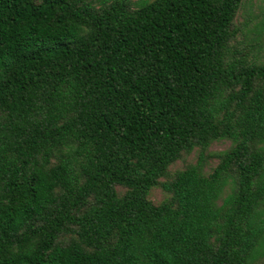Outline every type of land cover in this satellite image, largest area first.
<instances>
[{
    "label": "trees",
    "instance_id": "obj_1",
    "mask_svg": "<svg viewBox=\"0 0 264 264\" xmlns=\"http://www.w3.org/2000/svg\"><path fill=\"white\" fill-rule=\"evenodd\" d=\"M243 1L0 0V264L264 260V27Z\"/></svg>",
    "mask_w": 264,
    "mask_h": 264
},
{
    "label": "rangeland",
    "instance_id": "obj_2",
    "mask_svg": "<svg viewBox=\"0 0 264 264\" xmlns=\"http://www.w3.org/2000/svg\"><path fill=\"white\" fill-rule=\"evenodd\" d=\"M237 21L238 23H241V25L245 23L247 24L249 35L252 36L251 38H253V31H256L257 28L262 29L264 27V0H244L243 5L238 13ZM229 147V142H219L213 144L209 148L208 153L210 154L211 158L209 159V163L206 168L208 172L218 164V159L216 158L217 154ZM197 157L198 152L196 151L191 156L178 161L172 167V171L183 169L187 164L195 163L197 161ZM166 196V193L162 189L157 188L151 191L150 200L153 201L154 204L159 205L164 201ZM254 264H264V260Z\"/></svg>",
    "mask_w": 264,
    "mask_h": 264
}]
</instances>
